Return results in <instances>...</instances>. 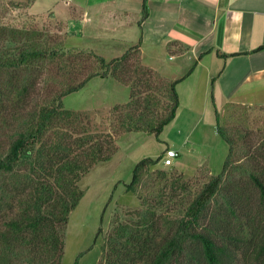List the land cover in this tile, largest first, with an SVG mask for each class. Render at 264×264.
<instances>
[{
    "label": "trees",
    "instance_id": "obj_1",
    "mask_svg": "<svg viewBox=\"0 0 264 264\" xmlns=\"http://www.w3.org/2000/svg\"><path fill=\"white\" fill-rule=\"evenodd\" d=\"M16 34L0 29V41L14 44L0 52V264H62L69 215L85 195L79 182L96 164L112 159L117 138L142 133L158 139L176 116V85L184 77H159L142 64L138 46L107 61L91 51L64 50L40 33L17 34L21 39ZM90 59L94 66L83 67ZM42 71L40 93L32 96ZM92 79L129 90L125 103L110 108L105 130L92 126L85 111L62 104ZM217 133L228 147L221 173L191 200L180 199L182 209L172 220L169 213L157 214L176 197L153 201L144 192L149 170L164 154L135 165L125 190L141 208L130 213V222L113 228L103 264H264V169L249 153L250 131L217 124ZM236 154L254 159L253 167L235 165ZM175 180L171 192L188 191Z\"/></svg>",
    "mask_w": 264,
    "mask_h": 264
},
{
    "label": "rangeland",
    "instance_id": "obj_2",
    "mask_svg": "<svg viewBox=\"0 0 264 264\" xmlns=\"http://www.w3.org/2000/svg\"><path fill=\"white\" fill-rule=\"evenodd\" d=\"M64 1L0 0V29H8L23 35L40 33L42 39L49 37L55 39L54 41L59 42L64 50L73 48L76 52H86L90 50L88 49L90 46H94L96 52L93 53L107 61L118 58L119 56L112 52L104 51L101 43H98L100 40L96 42L94 39L72 38L67 33H77L80 29L75 26L66 27L62 18L51 19L57 11V14H64L63 11L67 10ZM48 6H51L50 11H47L50 8ZM43 13L48 15L40 16ZM17 34L15 39H21ZM1 44L6 45L7 50H2ZM13 47L14 44L10 41H0L2 53L9 52ZM93 66L91 59L90 63L83 65L87 68ZM36 75L38 81L32 96L36 92L40 93L42 87L40 80L45 76L44 71ZM56 84L57 82L50 85L51 88L53 89ZM128 95V88L112 80L92 79L78 92L64 97L62 104L68 110L85 111L92 126L105 130L109 126L110 108L125 103ZM261 98L264 100V96ZM215 104L216 107L190 109L193 110V114L188 121L179 118L173 124L170 123L158 139L142 133H128L117 138L115 143L118 152L110 161L96 164L78 184L80 189L85 191V195L69 215L64 235L62 264H74L76 260L78 264H103L106 240L112 234L113 228L130 222V213L141 208L136 195L125 190V185L131 181L135 165L145 158L156 159L164 154L167 147L178 152V158L170 167L164 166L161 162L152 167L148 172L150 184L144 192L153 195V201L172 195L176 197L167 202L165 207L160 208L161 211L157 214L169 213L165 215L169 220L174 219L182 209L177 208L180 199L185 197V202L191 200L210 177L221 173L228 147L217 133V124L232 130L243 128L250 131L249 143L253 148L249 153L255 155V161L264 169V107L246 105L221 108L219 103ZM182 111L183 116L188 113V109H181ZM233 160L235 165H243L244 169L253 167L254 159L249 160L243 154L234 155ZM159 171L166 173L165 178L159 177ZM235 175L236 181H240V175L238 173ZM175 178L187 184L188 191L171 192L170 186L172 181H176ZM238 189L245 190L255 200L250 190L244 189L243 186ZM166 207L169 208L165 210Z\"/></svg>",
    "mask_w": 264,
    "mask_h": 264
},
{
    "label": "crops",
    "instance_id": "obj_3",
    "mask_svg": "<svg viewBox=\"0 0 264 264\" xmlns=\"http://www.w3.org/2000/svg\"><path fill=\"white\" fill-rule=\"evenodd\" d=\"M64 2V14L57 11L51 19L80 29L68 36L100 40L104 51L119 57L138 46L144 66L171 81L184 77L176 85L179 105L172 124L188 121L190 109L215 103L264 107V0ZM181 109L188 113L183 116Z\"/></svg>",
    "mask_w": 264,
    "mask_h": 264
},
{
    "label": "built area",
    "instance_id": "obj_4",
    "mask_svg": "<svg viewBox=\"0 0 264 264\" xmlns=\"http://www.w3.org/2000/svg\"><path fill=\"white\" fill-rule=\"evenodd\" d=\"M178 158V152L173 149H167L163 155L161 163L166 166L170 167L173 164V161Z\"/></svg>",
    "mask_w": 264,
    "mask_h": 264
}]
</instances>
